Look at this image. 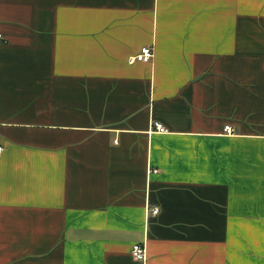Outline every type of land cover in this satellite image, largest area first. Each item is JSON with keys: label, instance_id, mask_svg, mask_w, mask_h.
I'll list each match as a JSON object with an SVG mask.
<instances>
[{"label": "crops", "instance_id": "1", "mask_svg": "<svg viewBox=\"0 0 264 264\" xmlns=\"http://www.w3.org/2000/svg\"><path fill=\"white\" fill-rule=\"evenodd\" d=\"M0 33V264H264V0H0Z\"/></svg>", "mask_w": 264, "mask_h": 264}, {"label": "built area", "instance_id": "2", "mask_svg": "<svg viewBox=\"0 0 264 264\" xmlns=\"http://www.w3.org/2000/svg\"><path fill=\"white\" fill-rule=\"evenodd\" d=\"M3 40V35L0 33V42ZM154 54V50L152 46H143L141 47L140 51L132 56L128 57V63L129 64H133L135 62H148L151 60V58L153 57ZM155 128L157 131L159 132H164L167 129H165V127L163 126V124L159 123V122H155L154 123ZM224 129L226 130V132L231 133L232 128L230 125H226L224 127ZM3 151V146L0 145V153ZM153 171H157L156 169H154ZM150 211L152 214H156L159 209L156 206H152L150 208ZM131 253L133 255V257L138 260V261H144L146 258V253H145V249H144V245L141 243H133V246L131 248Z\"/></svg>", "mask_w": 264, "mask_h": 264}]
</instances>
